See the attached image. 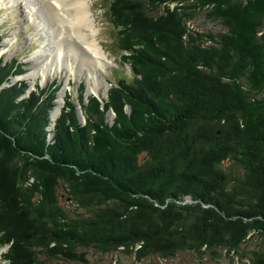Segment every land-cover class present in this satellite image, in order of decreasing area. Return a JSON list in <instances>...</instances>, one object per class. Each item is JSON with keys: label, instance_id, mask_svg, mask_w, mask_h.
Returning a JSON list of instances; mask_svg holds the SVG:
<instances>
[{"label": "trees", "instance_id": "trees-1", "mask_svg": "<svg viewBox=\"0 0 264 264\" xmlns=\"http://www.w3.org/2000/svg\"><path fill=\"white\" fill-rule=\"evenodd\" d=\"M199 11L227 31L192 29ZM107 13L132 79L106 100H86L81 83L85 124L69 92L50 129L62 82L22 97L26 80L2 87L22 63L0 67L8 264H89L88 248L135 264L185 251L243 260L242 245L264 239V0H110ZM249 261L264 264V250Z\"/></svg>", "mask_w": 264, "mask_h": 264}, {"label": "rangeland", "instance_id": "rangeland-1", "mask_svg": "<svg viewBox=\"0 0 264 264\" xmlns=\"http://www.w3.org/2000/svg\"><path fill=\"white\" fill-rule=\"evenodd\" d=\"M38 1L40 0H35V1L34 0H16V1L4 0L5 3L1 5L3 9L0 10V33L3 32L6 33L7 38L11 39V40L7 39L4 42L5 44L8 41H10V43H8L7 45V52L3 56L5 59H10L13 56H19L23 61H31V63L28 65V70L30 71L36 70V68H39V66L41 65L43 66V64L45 65L46 63L45 61L47 60V57L51 54H54L53 53L54 43L52 42L54 40L52 38L53 34L49 32V29L48 27H46V24L47 23L53 24L55 20L56 22H58L57 19H59L54 12H53L55 16L54 18L49 14L48 16H46V14L41 10V8H39L41 7L40 6L41 1L40 2ZM42 1L46 2L52 9V6L48 3L47 0H42ZM87 1L91 5L92 13L96 20V25L99 28V34L97 35V38L100 41V43L103 42L104 47L107 48L105 50L108 59H113L115 64L117 65H113V66L108 65L106 68H100L99 66H97L98 65L97 62L92 63L86 61L84 62L85 65L83 64L84 65L83 66L81 62H79L80 59L77 58L78 56L81 58L80 53L77 55H69L67 61L69 59L72 62L68 61L65 64V67L57 70L55 69L49 70L47 74L41 73L39 74L40 76L38 75V77L33 76L32 78H26L29 80V83H31V81L35 79L36 82L39 81L43 85H45L48 80L54 79L56 77H60V79H62L63 82H65L69 76L70 79L75 83L74 86H70L69 88L74 89V95L76 96V87H78V85L82 81L85 82L88 78V66H94L98 68V70L100 71L99 74L100 92L103 91L105 92L107 88H110V84L107 83L106 79L114 82L115 79H117L121 75V68L124 69V73L128 77H130L129 68L127 69L126 66L119 64V56L117 53L116 46L114 44L116 38V32L112 26L111 20L107 13V8L109 6L110 0H87ZM61 3L63 6H65V12L63 14L59 12L60 16H62V18L64 17L63 19L68 25L70 24L71 26L81 30L82 37L86 39V44L90 49V42L88 41V32H89L88 29L83 27V22L79 20L76 10H74L73 7L66 0H62ZM175 5H176L175 2L171 4L172 7H174ZM163 12L164 10L161 9L159 13H163ZM49 19L52 20L50 21ZM189 26L192 29L201 32L211 31L217 33V32L227 31V28L223 25V23L220 20L208 18L205 14V11H199L196 17L189 22ZM67 35L68 32L65 35V37L68 38ZM74 36L75 35L73 34L72 36H70L71 38L70 42L72 43L74 42L73 43L74 45H76L77 43L79 45L78 47L82 46L83 49H86L85 47L87 46L79 40L76 41ZM69 45L70 44H68V46ZM0 50L2 51V54L6 51V49L4 48ZM34 51H36L35 54H33ZM70 51L71 52H69L68 54L75 52L73 48H71V46H70ZM73 63H76L75 70H73L74 69ZM94 63H96L97 65ZM101 73H104L105 78L101 75ZM45 76H46V80L43 81V77ZM97 82L98 81L96 78V83ZM94 84L95 83H93L92 81V85ZM54 109L52 111L53 113H54ZM53 113L51 114V124L52 122L54 123L56 120L54 118ZM115 116L116 114L113 115L111 113H108L107 118L110 120L111 123H113ZM7 248L8 245L4 243L2 244V246H0V264H5L2 258V254L6 252ZM253 249L264 250V239H262V237L258 235L252 236L242 245L240 251L241 253L246 255V257L243 260H241L239 256L234 254L227 256L226 251L221 252V257L219 259H214L209 254H204L202 256H199L193 252L185 251L180 253L177 257L164 261H160L158 258L153 257L151 260H145V264H218V263L252 264L249 261V256L251 255V251ZM87 250H88L87 256L90 260L89 264H116V262L117 264H135L132 260V255L127 253L119 252L118 254H103L93 248H88ZM48 263L49 264H84L75 261H65L62 258L49 260Z\"/></svg>", "mask_w": 264, "mask_h": 264}, {"label": "bare ground", "instance_id": "bare-ground-1", "mask_svg": "<svg viewBox=\"0 0 264 264\" xmlns=\"http://www.w3.org/2000/svg\"><path fill=\"white\" fill-rule=\"evenodd\" d=\"M40 1H41V5H40L41 7L39 8H41V10L46 14V16H48L49 14L54 18L55 17L54 13H55L59 19H57L58 22H56V20L55 21L53 20L54 21L53 24H48V23H47L48 25L46 24V27H48L49 32L53 34L52 38L54 40L52 42L54 43V47H53L54 54H51L47 57V60L45 61L46 62L45 65L43 64V66L41 65L39 66V68H36V70H33V72L31 73L32 77L38 76L41 73L47 74L48 70L62 69L63 67H65V64L68 62L66 59L68 58L69 55H77L79 53L81 54L80 55L81 58L79 56L77 58L80 59L79 62H81L82 65L86 61L87 62H97L99 66H103V67L107 64L108 62L107 54L103 53V51L98 46V42L96 39V32H97L96 20L92 13L91 5L87 0H66V1L73 7L74 10H76L79 20L83 22V27L88 29L89 31L88 41L90 42V49L86 44V39L82 37L81 30H79L76 27L71 26L70 24L68 25L63 19L64 17L62 18V16H60L59 12L61 14L65 12V6H63L61 3L62 0H47L48 3L52 6V9L46 2H43L42 0ZM49 20L51 21L52 19H49ZM67 32H68V35H67L68 38L65 37ZM70 34L75 35L74 36L75 40L81 41L83 44H85L88 47V49L87 47H85L86 49H83L82 46L78 47L79 45L77 43L76 45H74L73 44L74 42L73 43L70 42L71 41ZM64 42L70 45L68 47L67 46L65 47L62 45V43ZM70 46L71 48H73L75 52L68 54L69 52H71ZM62 50H64V52L65 50L67 51L66 58L62 55ZM1 54H2V51L0 50V55ZM91 77H93L96 81V78H97L96 75L91 74ZM64 94H65L64 91H62L61 94L59 95L58 102L54 109V113L52 112L55 119L56 117L59 116L61 109L63 107L62 98L64 97Z\"/></svg>", "mask_w": 264, "mask_h": 264}, {"label": "water", "instance_id": "water-1", "mask_svg": "<svg viewBox=\"0 0 264 264\" xmlns=\"http://www.w3.org/2000/svg\"><path fill=\"white\" fill-rule=\"evenodd\" d=\"M128 109H129V112L132 111V107L131 106H128ZM109 113L115 115V113L112 110H110ZM78 114H79L80 117L84 118V116L82 114V111H81V109L79 107H78ZM53 135H54V133L51 134V137H53ZM185 200L186 201H193V199H192V197L190 195H186L185 196ZM218 264H221V263H218Z\"/></svg>", "mask_w": 264, "mask_h": 264}]
</instances>
